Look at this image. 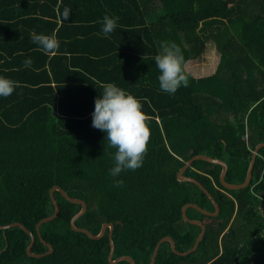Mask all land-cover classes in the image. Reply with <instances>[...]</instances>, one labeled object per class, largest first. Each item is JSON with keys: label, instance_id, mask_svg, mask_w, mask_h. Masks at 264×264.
I'll list each match as a JSON object with an SVG mask.
<instances>
[{"label": "trees", "instance_id": "16d2710c", "mask_svg": "<svg viewBox=\"0 0 264 264\" xmlns=\"http://www.w3.org/2000/svg\"><path fill=\"white\" fill-rule=\"evenodd\" d=\"M105 14L118 17L108 38L98 35ZM32 32L55 35L59 47L43 52ZM161 41L182 50L189 78L173 94L159 89L153 57ZM0 52V75L19 82L0 97V225L23 223L36 236L33 252L49 249L36 225L54 213L55 185L86 201L77 226L97 234L104 222L115 224L114 258L150 264L166 235L186 251L201 226L183 219V206L215 207L197 184L180 181L178 170L207 154L227 162L229 183H242L264 142V0H0ZM109 82L140 99L150 130L142 166L117 177L108 171L116 149L91 125L94 100ZM263 167L261 147L250 184L228 189L220 164L195 160L184 174L210 191L219 214L188 208L206 225L203 239L187 255L163 242L155 264H264V211L252 191L255 184L264 194ZM54 196L60 212L41 226L53 251L30 256V235L14 226L0 230V264H111L109 228L100 239L72 229L81 204L59 190Z\"/></svg>", "mask_w": 264, "mask_h": 264}, {"label": "clouds", "instance_id": "9594fccd", "mask_svg": "<svg viewBox=\"0 0 264 264\" xmlns=\"http://www.w3.org/2000/svg\"><path fill=\"white\" fill-rule=\"evenodd\" d=\"M70 9L65 7L62 17L67 20ZM98 35L108 38L118 27V17L105 14L100 21ZM31 41L45 53L59 47L55 35L30 34ZM160 51L153 57L158 69L159 89L173 94L179 87H187L189 78L184 71L182 50L172 42L161 41ZM25 67H31V58L23 61ZM19 82L0 75V97L12 94ZM91 125L105 133V141L116 149L114 165L108 170L111 177H117L122 171L135 170L142 166L147 151L150 130L146 123L140 99L114 83L103 86L100 95L94 100ZM114 185L123 184L122 179H114Z\"/></svg>", "mask_w": 264, "mask_h": 264}, {"label": "water", "instance_id": "95a60500", "mask_svg": "<svg viewBox=\"0 0 264 264\" xmlns=\"http://www.w3.org/2000/svg\"><path fill=\"white\" fill-rule=\"evenodd\" d=\"M261 147H264V142L259 143L255 147V149L253 151L252 159H251L248 171H247V176H246L244 182L238 183V184L229 183L226 180V174H227V171H228V164L223 159L215 158V157H212V156L207 155V154H197V155L192 156L190 159H188L185 162V164L177 172L178 179L180 181H189V182H193V183L197 184L208 195V197L210 198V200L212 201V203H213V205L215 207V210L214 211H209V210L201 207L197 203H193V202L192 203H186L183 206V208H182L183 219L186 222H189V223H192V224H197V225L201 226V232L198 235L194 245L192 246V248H190V249H188L186 251H179L177 249V247H176L175 240L171 236L166 235V236L162 237L157 242V244H156V246L154 248V251H153V255L151 257L150 264H155L156 257H157V254L159 252L160 246H161V244L163 242H166V241L170 242L172 250L178 255H187V254H190V253L194 252L197 249L200 241L203 239V237H204V235L206 233V229L207 228H206V225H205V223L203 221H201L199 219H196V218H190L187 215L188 208L194 207V208L198 209L199 211L203 212L204 214L211 215V216H217L219 214L220 205L216 201L214 196L202 184L201 181H199L195 177L185 175L184 172L186 171V169L189 166H191V164L195 160H198V159H203V160H206V161H209V162H212V163L220 164L222 166V170H221V173H220V181H221V183L228 189H241V188H244V187L248 186L250 184V182H251V179L253 177V171H254V165H255L256 157H257V154H258L259 149ZM55 190H59L62 193V195L67 200H69L71 202H74V203L81 204V209L71 218V227H72V229H74V230H76L78 232H83V233L87 234L89 237H91L93 239H100L101 237L104 236V234L106 233L107 229L109 228V242H110V252H109V255H108L109 262L111 264H117L120 261L126 260L130 264H136L135 259L132 256H130V255H121V256H118V257L114 258V251H115V243H114V240H113V231H114V227H115L114 223H112V222H104L102 224V227H101L100 231L97 234H94L92 231H90L89 229H87L85 227H80V226L76 225V220L81 215H83L85 213V211L87 209V203H86V201L84 199L70 196L68 194V192L64 188L59 186V185L53 186L51 188V190H50V195H51V198H52V202H53V204L55 206L54 213L52 215H50V216L44 217L36 225V230H37L38 236L40 237L42 242L49 247V249L46 252H44V253H36V252L32 251V247H33V245H34V243L36 241V236L34 235V233L31 230H29L23 223H21L19 221H14V222H11V223H8V224H5V225H0V230H4V229L11 228V227H14V226H19L23 230H25L31 237V241H30L29 245L27 246V253L30 256L39 258V257L45 256L47 254H50L53 251V245L51 243L47 242L43 238V236L41 235V226H42L43 223L53 220L60 212L59 203H58V201L56 200V198L54 196ZM117 223H121V222L117 221Z\"/></svg>", "mask_w": 264, "mask_h": 264}, {"label": "built area", "instance_id": "2783aa9c", "mask_svg": "<svg viewBox=\"0 0 264 264\" xmlns=\"http://www.w3.org/2000/svg\"><path fill=\"white\" fill-rule=\"evenodd\" d=\"M259 172L264 173V167L261 168L259 170ZM254 185L252 186V191H253L254 194L258 195L261 198V200H262L261 210L264 211V194H257L256 192H254V190H253Z\"/></svg>", "mask_w": 264, "mask_h": 264}, {"label": "rangeland", "instance_id": "374dc122", "mask_svg": "<svg viewBox=\"0 0 264 264\" xmlns=\"http://www.w3.org/2000/svg\"><path fill=\"white\" fill-rule=\"evenodd\" d=\"M155 10H157V11H158V10H159V7H158V8H156ZM210 45H212V43H211ZM203 59H204V58H203ZM203 59H202V60H203ZM215 59H216V55H214V52H213V53H212V56H211V58H210V60H209V63H210V61H211V60H213V62H214V61H215Z\"/></svg>", "mask_w": 264, "mask_h": 264}, {"label": "crops", "instance_id": "0c3cea01", "mask_svg": "<svg viewBox=\"0 0 264 264\" xmlns=\"http://www.w3.org/2000/svg\"><path fill=\"white\" fill-rule=\"evenodd\" d=\"M32 9V8H31ZM17 41H18V39H17ZM10 44V43H9ZM11 45V44H10ZM15 45H19V43L18 42H16L15 43ZM14 47V46H13ZM0 53H2V52H0ZM262 211V210H261Z\"/></svg>", "mask_w": 264, "mask_h": 264}, {"label": "bare ground", "instance_id": "6f19581e", "mask_svg": "<svg viewBox=\"0 0 264 264\" xmlns=\"http://www.w3.org/2000/svg\"><path fill=\"white\" fill-rule=\"evenodd\" d=\"M246 55V54H245ZM239 159H241V158H239ZM216 166V165H215ZM213 176V175H212ZM216 184V183H215ZM257 260V259H256Z\"/></svg>", "mask_w": 264, "mask_h": 264}]
</instances>
